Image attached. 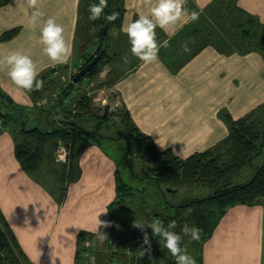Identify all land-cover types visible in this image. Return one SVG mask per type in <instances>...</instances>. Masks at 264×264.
I'll use <instances>...</instances> for the list:
<instances>
[{"label":"crops","instance_id":"0c3cea01","mask_svg":"<svg viewBox=\"0 0 264 264\" xmlns=\"http://www.w3.org/2000/svg\"><path fill=\"white\" fill-rule=\"evenodd\" d=\"M0 1L4 2L0 5V36L18 29L12 39L0 40V59L19 51L32 58L37 78L53 71L57 74L53 78L66 85V76L82 63L75 52L80 0H40L44 15L34 30L29 26L32 9L18 8L15 0ZM213 1L186 0V7L200 15ZM154 2L124 0L120 30L111 32L107 42L110 61L96 78L94 90L112 93L121 110L129 113L160 151L170 150L186 159L227 137L222 113L233 120L253 112L263 115L264 57L257 51L221 53L211 44L204 46V38L188 35L193 23L189 22L178 26L174 35L157 27V41L169 44L160 48L158 62L145 65L132 55L123 28L140 15L150 14ZM236 4L264 24V0H236ZM53 17L72 45L68 64L54 65L38 43L44 21ZM7 72V67L0 69V91L20 106H39L42 100L34 101L14 85ZM96 79H83L71 96L79 85L93 88ZM18 128L12 125L0 132V218L29 264H75L78 235L92 233L100 213L107 211L100 220L119 223L118 214L114 222L109 211L116 199L119 157L103 141L89 144L76 162L79 177L63 184L64 167L53 161L51 146L45 147V159L37 171L29 172L19 164L15 155ZM105 136L106 141L120 142ZM200 260V264H264V201L230 207L202 244Z\"/></svg>","mask_w":264,"mask_h":264},{"label":"trees","instance_id":"16d2710c","mask_svg":"<svg viewBox=\"0 0 264 264\" xmlns=\"http://www.w3.org/2000/svg\"><path fill=\"white\" fill-rule=\"evenodd\" d=\"M0 1V5L3 4ZM98 0L79 1V22L77 35L83 31L84 41L80 47V57L83 59L82 66L89 63L101 49L104 40L106 45L104 53L97 63L89 70L83 79H96L103 67L109 63L108 39L110 33L119 31L125 12L124 0H108V7L104 9V15L118 12L116 21L107 22L102 16L96 21H90L91 4ZM95 29L93 31L92 29ZM106 30V37L103 30ZM186 31V30H185ZM18 29H11L1 34L0 40L12 39ZM189 36L199 35L204 38V46L211 44L221 53H247L257 51L264 57V24L259 23L254 17L241 10L236 0H215L209 4L204 13L199 15L198 21L187 29ZM92 46V53L87 48ZM53 71L44 74L38 79L44 81L40 91L27 92L34 101L46 99V107L36 106L23 107L16 104L9 96L0 91V132L12 125L18 126L15 132L17 144L15 148L16 159L19 164L29 172H35L45 159V147L53 149V161H55V149L59 143L68 148L67 162L61 164L64 167L61 182H70L79 177L77 159L82 150L89 144L101 143L107 136L94 137L87 129L90 125L95 133H99L109 127L108 121L111 114L105 109L100 110L92 105V97L86 94L80 95L72 104L70 99L75 91L76 84L72 82L74 75L66 85H61L59 80L51 77ZM57 90L58 93L56 92ZM56 93V94H55ZM55 97H54V95ZM69 104V105H68ZM262 115V114H261ZM44 116V117H43ZM56 116H62L56 120ZM221 117L228 126V135L216 146L206 151L194 153L186 159H180L170 150L160 151L150 137L143 134L133 123L127 111L118 114L119 135L110 137L114 141H123V156L117 161L116 172V199L109 206L113 215L118 213V208L131 203L137 191L124 182L121 166H129L128 157L140 160L146 168L148 175L138 177L129 168L128 174L133 178L152 179L155 181L168 182L173 189H190L195 185H206L212 188L211 195L184 201L179 204H169V212L154 213L152 218L161 220L165 226L175 221L177 227L173 230L182 236L181 247L183 248L186 235L182 228L195 226L201 229L200 240L194 241L196 264H200V251L202 244L211 236L214 228L226 211L234 205H254L264 201V163L257 165V158L264 147V109L263 115L251 113L244 118L233 120L231 116L222 113ZM41 119L49 125L48 128L40 127ZM34 123L29 124L30 121ZM40 122V123H39ZM60 164V163H58ZM251 166L254 170L252 177L245 183L233 184V178L240 171ZM118 227L104 229L108 234L109 241L102 245L96 241L93 233H80L78 235V249L75 264H87L84 252L85 242H95V264H175V259L166 248L138 256L130 262L126 255V248L131 237L143 241V233L139 235L137 228L125 220H118ZM115 222V221H114ZM148 232L149 229H146ZM0 264H29L19 248L15 237L10 229L0 218Z\"/></svg>","mask_w":264,"mask_h":264},{"label":"clouds","instance_id":"9594fccd","mask_svg":"<svg viewBox=\"0 0 264 264\" xmlns=\"http://www.w3.org/2000/svg\"><path fill=\"white\" fill-rule=\"evenodd\" d=\"M18 8L32 9L29 19V26L34 30L44 15L40 10V0H15ZM108 7V0H98V3L91 4L88 11L90 12L89 20L96 21L102 16L107 22L116 21L119 17L118 12L104 15V9ZM199 19V13L189 11L186 7V0H155L150 8V14L140 15L134 22L127 24L123 28L124 33L129 39L131 53L145 65L158 62V53L161 47H167L169 41L165 40L163 44L157 41L156 29L159 27L169 35H174L177 27L189 22H195ZM95 31V29H92ZM38 43L43 46V53L53 62L54 65L68 64L72 56V45L64 36V28L56 22V19L48 18L40 29ZM184 50L188 51L187 46ZM7 67L8 76L19 89L26 92L40 91L44 86V81L38 79L37 66L29 55L19 51L12 52L0 59V69ZM42 104L47 103L44 99ZM62 116H56V120H61ZM64 153L59 157L58 162H67V149L60 148ZM90 151V150H89ZM100 213L90 229L95 235L96 241L103 244L109 241L108 234L104 229L112 227L111 221H102L99 219ZM118 227V225L116 226ZM133 227L143 233V241L140 249L137 251L141 257L146 254L150 257L152 251L151 240L146 229H151L153 237H159L160 243L168 250L175 259V264H196V260L188 254L187 248L181 247L182 236L173 231L177 224L171 221L167 226L159 219L148 221H135ZM182 233L190 236L193 241L200 240L201 229L198 227L189 228L185 225Z\"/></svg>","mask_w":264,"mask_h":264},{"label":"rangeland","instance_id":"374dc122","mask_svg":"<svg viewBox=\"0 0 264 264\" xmlns=\"http://www.w3.org/2000/svg\"><path fill=\"white\" fill-rule=\"evenodd\" d=\"M84 41V34L83 31L78 33L77 39H76V45H75V52L76 54L80 55V47L82 46ZM93 48L92 46H89L87 48V52L85 53H92ZM82 63L83 59L81 58ZM82 63L80 66H82ZM79 66V67H80ZM78 67V68H79ZM78 69L71 72L70 76H66L65 81H71L69 77L72 75H75L77 73ZM53 72L51 74V77H56L57 74H54ZM95 80V79H94ZM64 81V80H62ZM96 83H98V80L96 79L93 88L89 87L88 89L85 88L84 85H79L77 88V91L75 95L70 99V103L72 104L77 97L80 95L87 93L89 96L92 97V105H94L97 109H100L101 111L104 110V106H108V112L111 113L110 119L108 121L109 127L107 129L102 130L98 134L93 132L90 125L88 127V131L94 136V137H100L108 135L110 137H116L119 135V128H118V114L121 112V105L117 103V99L110 94V92H107L105 89L103 90H94ZM93 89V91H91ZM59 90L56 92L58 93ZM56 94V93H55ZM74 94V91L72 92ZM54 95V94H53ZM55 97V95H54ZM68 104V105H69ZM114 104H117L116 106ZM49 104H39V106L46 107ZM38 106V107H39ZM44 117V116H43ZM35 120L30 121L29 124L32 125ZM41 122V123H40ZM39 125L42 128H48L49 125L47 123H44V120L41 119ZM104 144L109 148L110 153H113L116 157L122 158L123 156V149L125 147L124 142L120 141L119 143H114L110 141L103 140ZM128 163L130 168L134 171L138 177H146L148 175V172L142 162L140 160H134L131 157H128ZM254 163L257 165H261L264 163V147L262 150V153L254 159ZM129 166L123 165L121 166V170L125 175L123 176L124 182L128 183L130 186H132L136 191L137 195H135L131 203H127L120 208H118V220L122 219L129 223H134L137 221H146L152 218L154 213H163V212H169L170 207L169 204H179L184 201H190L194 199H200L207 197L212 194L213 190L212 188L206 186V185H195L190 189H173L172 186L168 182L164 181H155L152 179H140V178H133L131 175L128 174ZM253 168L251 166L244 167L240 174L235 176L233 178V184H241L247 182L253 175ZM183 248H187L188 254H190L193 258L195 254L193 253V250L195 249L194 241L191 239L190 236H186L185 243Z\"/></svg>","mask_w":264,"mask_h":264},{"label":"built area","instance_id":"2783aa9c","mask_svg":"<svg viewBox=\"0 0 264 264\" xmlns=\"http://www.w3.org/2000/svg\"><path fill=\"white\" fill-rule=\"evenodd\" d=\"M60 148H65L67 149V159L69 155L68 148L64 146L63 144L59 143L55 149V161H59V157L61 155H64L63 152L60 151ZM60 164H65V162H58ZM138 234H141V231L137 229ZM149 238L151 240V245H152V251L151 253L158 252L162 248V244L160 243V238L159 237H153L152 236V231L149 229L148 231ZM142 244L141 239H137L135 237H131L128 241L127 248H126V255L128 257V260L130 262L134 261L139 255L136 254L137 251L140 249V246ZM85 252H84V257L87 262V264H95V242L94 241H86L85 242Z\"/></svg>","mask_w":264,"mask_h":264},{"label":"water","instance_id":"95a60500","mask_svg":"<svg viewBox=\"0 0 264 264\" xmlns=\"http://www.w3.org/2000/svg\"><path fill=\"white\" fill-rule=\"evenodd\" d=\"M103 35L104 37H106V30H103ZM105 45H106V39L103 42V45L101 47V49L99 50V52L97 53V55L94 56V58L87 63L86 65H84L83 67H81L77 73L74 75L72 82L74 84L78 83L79 81H81L84 76L89 72V70L97 63V61L101 58L102 54L104 53L105 50ZM108 112V106L105 107V116Z\"/></svg>","mask_w":264,"mask_h":264}]
</instances>
